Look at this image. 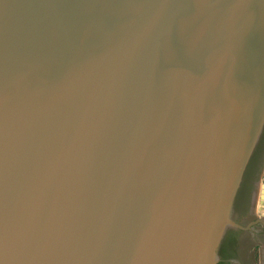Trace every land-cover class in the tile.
Here are the masks:
<instances>
[{
	"label": "water",
	"instance_id": "water-1",
	"mask_svg": "<svg viewBox=\"0 0 264 264\" xmlns=\"http://www.w3.org/2000/svg\"><path fill=\"white\" fill-rule=\"evenodd\" d=\"M262 135L264 0H0V264H216Z\"/></svg>",
	"mask_w": 264,
	"mask_h": 264
},
{
	"label": "flooded vegetation",
	"instance_id": "flooded-vegetation-1",
	"mask_svg": "<svg viewBox=\"0 0 264 264\" xmlns=\"http://www.w3.org/2000/svg\"><path fill=\"white\" fill-rule=\"evenodd\" d=\"M263 146L264 135H262V137L260 136L258 139L253 152L244 166L241 181L235 193L232 208L229 213L230 219L238 227H229L220 239L216 249V254L218 256V261L216 264H239V262L235 260V256L237 255V246L239 244L241 234L246 231L243 227L244 216L246 213V200L249 193L252 192L251 189L254 188L255 183L257 182L256 179L258 178V174L264 162ZM251 211L252 207L251 209L249 208V213H251ZM254 227L255 225L253 224L251 225L250 229L252 228L254 231ZM262 253L264 259V249H262Z\"/></svg>",
	"mask_w": 264,
	"mask_h": 264
},
{
	"label": "rangeland",
	"instance_id": "rangeland-1",
	"mask_svg": "<svg viewBox=\"0 0 264 264\" xmlns=\"http://www.w3.org/2000/svg\"><path fill=\"white\" fill-rule=\"evenodd\" d=\"M264 168L259 179L256 201V214L264 234Z\"/></svg>",
	"mask_w": 264,
	"mask_h": 264
},
{
	"label": "crops",
	"instance_id": "crops-1",
	"mask_svg": "<svg viewBox=\"0 0 264 264\" xmlns=\"http://www.w3.org/2000/svg\"><path fill=\"white\" fill-rule=\"evenodd\" d=\"M263 181H264V179H263Z\"/></svg>",
	"mask_w": 264,
	"mask_h": 264
}]
</instances>
